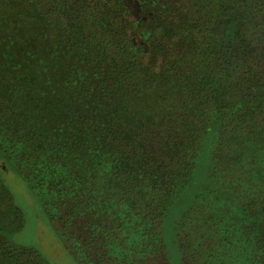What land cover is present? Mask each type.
I'll return each instance as SVG.
<instances>
[{
	"label": "trees",
	"instance_id": "1",
	"mask_svg": "<svg viewBox=\"0 0 264 264\" xmlns=\"http://www.w3.org/2000/svg\"><path fill=\"white\" fill-rule=\"evenodd\" d=\"M131 17L125 0H0L1 179L79 264H173L169 220L180 264H264V0ZM9 231L0 264H43Z\"/></svg>",
	"mask_w": 264,
	"mask_h": 264
},
{
	"label": "rangeland",
	"instance_id": "2",
	"mask_svg": "<svg viewBox=\"0 0 264 264\" xmlns=\"http://www.w3.org/2000/svg\"><path fill=\"white\" fill-rule=\"evenodd\" d=\"M125 2L131 9V18L139 20L144 0H125ZM146 35L147 33L144 32L141 36L142 38L139 37L133 40L137 47L142 43L144 52H148L150 49V41H146ZM198 175L200 176L201 173L199 172ZM3 177L5 182L0 176V217H2L0 228L3 230L15 229V231L7 232L11 242L15 245L29 246L38 250L44 258L43 264H79L61 237L56 233L54 224L49 220L43 206L35 198L26 183L13 171L4 173ZM2 183H4L7 191L10 190L13 202L23 210L24 224L19 229H16L13 223V219L18 220L13 218L15 214L12 211L15 210V207L9 200V195L5 194L3 189H1ZM174 223V220H169L167 225L169 252L172 256L173 264H180L181 256L178 248L170 243V240L175 237L173 233L175 231L173 228Z\"/></svg>",
	"mask_w": 264,
	"mask_h": 264
}]
</instances>
